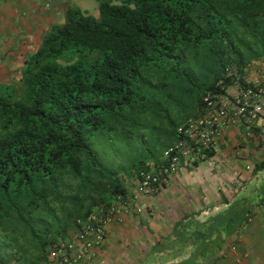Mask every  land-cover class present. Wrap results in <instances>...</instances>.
I'll use <instances>...</instances> for the list:
<instances>
[{
  "label": "trees",
  "instance_id": "1",
  "mask_svg": "<svg viewBox=\"0 0 264 264\" xmlns=\"http://www.w3.org/2000/svg\"><path fill=\"white\" fill-rule=\"evenodd\" d=\"M98 2L99 17L69 7L18 84L0 82V231L31 238L43 260L90 214L89 196L99 194L97 206L128 193L93 142L159 134L164 120L175 139L220 80L233 83L220 70L235 63L244 73L264 57V0ZM66 182L75 194L61 189ZM58 208L66 223L54 229ZM226 219L208 220L203 240L229 236Z\"/></svg>",
  "mask_w": 264,
  "mask_h": 264
},
{
  "label": "crops",
  "instance_id": "2",
  "mask_svg": "<svg viewBox=\"0 0 264 264\" xmlns=\"http://www.w3.org/2000/svg\"><path fill=\"white\" fill-rule=\"evenodd\" d=\"M47 5L0 0L1 83L10 84L22 72L54 24V18L48 22L53 16ZM247 82L264 88V72ZM237 117L212 158L190 166L183 162L179 173L147 198L149 211L142 205V215L115 216L105 225L94 261L80 264H264V113L251 124ZM215 217L231 219L230 235L215 233L201 241L206 222Z\"/></svg>",
  "mask_w": 264,
  "mask_h": 264
},
{
  "label": "rangeland",
  "instance_id": "3",
  "mask_svg": "<svg viewBox=\"0 0 264 264\" xmlns=\"http://www.w3.org/2000/svg\"><path fill=\"white\" fill-rule=\"evenodd\" d=\"M47 2V8L51 11V16H49V21L54 18V24H63L65 21V12L69 7L72 8H79L81 11L91 14L95 17H99V2L98 0H44ZM119 4V0H116V4ZM53 25V24H52ZM51 25V26H52ZM50 26V27H51ZM29 58V57H28ZM27 58V59H28ZM24 67L22 68V72L17 71L16 76L12 78V81L8 85L18 84L19 80L22 77ZM220 74L222 73L223 78H229L233 83L230 86H226V83L220 84V81L217 83L216 91L217 93L219 90H222L227 98L230 99L231 102H236V98L241 92L251 85L247 82L248 77L251 78V74H258L260 72H264V57L260 58L259 60L252 61L245 69L244 73L239 71L237 65L232 63L228 66V69L220 70ZM247 79V80H246ZM241 80L243 83L241 84ZM249 84V85H248ZM249 86V87H248ZM233 87H236L233 89ZM251 88V87H250ZM259 88V87H258ZM217 93L208 92L202 98V107L196 110L191 114L192 116L186 118L185 121L182 120L177 124L176 133L177 136L175 139L173 135L167 133L170 130L168 120H164L161 125H156L159 128V134L152 133L149 131H143L141 134H137L134 136H125V135H106L99 137L95 142H93V148L95 152L104 163V165L112 170L119 173L118 177L123 182L128 190V197L131 200L130 203L132 205L133 211L129 214L131 216L142 215L144 207L147 211L150 210L151 207V200L147 201V198L154 195H144L139 193L137 190L134 189L133 180H132V173L137 171L136 162L144 161L145 164L149 162H154L156 164H163L167 162V151L172 148L174 145H177L180 140V136L178 135V131L187 124L190 120H195L201 115V110L204 108V104L206 99L215 100ZM218 100V99H217ZM234 105L229 106L230 113H234L233 109ZM232 108V109H231ZM155 127V128H156ZM173 140V142H171ZM175 140V141H174ZM171 142V143H170ZM188 151H191V145L188 143ZM66 185H62V187L67 194H75L76 186L73 188L68 186V182ZM109 189L110 187L107 186ZM84 199L87 196L83 195ZM99 194H93L91 197L89 196L88 201L85 202V211H89L93 213L99 210L102 206V203L94 206L91 198H98ZM116 198V197H115ZM114 198V200H115ZM140 201L142 203H140ZM56 206V204H54ZM58 206V205H57ZM152 208V207H151ZM66 212H63L61 209H57V221L60 226H54V229L59 227H63L66 223L65 219ZM123 216V215H122ZM130 216V217H131ZM121 218V217H120ZM194 222H198L196 218H193ZM77 227H72L68 230L67 237L59 240L58 243L65 241V240H77ZM104 232H106L105 226H103ZM193 231V229H192ZM191 231V232H192ZM192 234L191 241H194V233ZM203 240V236L201 237V241ZM98 246L97 248H99ZM55 247L52 249L48 248L47 255L50 254ZM150 251V250H149ZM194 249L191 250L193 253ZM146 254L147 252H143ZM97 256V253H96ZM146 256V255H145ZM94 261V260H93ZM0 264H45V260L39 259L38 252L36 250L35 244L32 242L31 238H26L21 235L20 231L11 229L8 232L0 231Z\"/></svg>",
  "mask_w": 264,
  "mask_h": 264
},
{
  "label": "built area",
  "instance_id": "4",
  "mask_svg": "<svg viewBox=\"0 0 264 264\" xmlns=\"http://www.w3.org/2000/svg\"><path fill=\"white\" fill-rule=\"evenodd\" d=\"M223 83L224 80H220V84ZM215 96V100L206 99L197 119L190 120L178 131L181 141L167 151V162H149L131 174L135 190L144 195L156 193L170 178L179 173L183 162L187 161L190 166L212 158L218 151L219 138L224 129L234 122V118L241 117L251 124L264 113L263 87L243 90L237 96L236 102H231L222 90ZM231 105H234L235 116L230 113ZM188 143L191 145V151H188ZM130 201L128 195H117L110 205L102 206L86 219L79 221L76 232L78 239L58 243L47 256L45 264L92 262L96 257L97 247L106 237L103 226L115 216L129 215L133 211Z\"/></svg>",
  "mask_w": 264,
  "mask_h": 264
},
{
  "label": "clouds",
  "instance_id": "5",
  "mask_svg": "<svg viewBox=\"0 0 264 264\" xmlns=\"http://www.w3.org/2000/svg\"><path fill=\"white\" fill-rule=\"evenodd\" d=\"M249 88H250V87H249ZM90 214H91V213H90ZM88 215H89V214H88ZM77 227H78V226H77ZM76 231H77V229H76ZM55 247H56V246H55ZM48 255H49V254H48ZM48 255H47V256H48ZM46 258H47V257H46ZM45 260H46V259H45Z\"/></svg>",
  "mask_w": 264,
  "mask_h": 264
}]
</instances>
